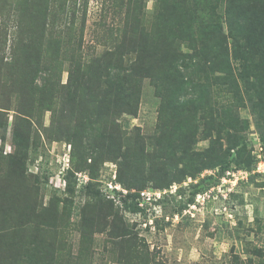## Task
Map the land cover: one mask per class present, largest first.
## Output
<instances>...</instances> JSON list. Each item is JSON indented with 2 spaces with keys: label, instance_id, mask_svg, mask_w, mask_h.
<instances>
[{
  "label": "rangeland",
  "instance_id": "374dc122",
  "mask_svg": "<svg viewBox=\"0 0 264 264\" xmlns=\"http://www.w3.org/2000/svg\"><path fill=\"white\" fill-rule=\"evenodd\" d=\"M217 35L223 72L136 77L134 114L70 102L84 64ZM0 264H264V0H0Z\"/></svg>",
  "mask_w": 264,
  "mask_h": 264
},
{
  "label": "trees",
  "instance_id": "16d2710c",
  "mask_svg": "<svg viewBox=\"0 0 264 264\" xmlns=\"http://www.w3.org/2000/svg\"><path fill=\"white\" fill-rule=\"evenodd\" d=\"M217 38V41L208 39L200 46L190 44L188 47L191 52H184L172 40L165 37L160 45L153 46L152 51L148 50L146 54H139L132 64L125 69L120 64L115 67L111 63L112 59L110 57L103 58L100 61H92L89 65L84 64L81 74L75 77L77 86L73 91L75 96H71L70 102L85 107V105L89 106V101L93 103L97 101L99 103L98 107H106L105 110H109L110 105L119 104V106L126 109V112L134 114L136 91L133 83L136 77L153 75L156 71L166 69L175 73L181 72V69L197 72L212 71L217 69L214 68L216 64L218 65L217 70L223 72L224 60H226L224 57L225 52L222 45L219 46L218 44L219 40L222 41V36L217 35ZM125 70H127L126 73ZM80 92L82 93L80 94ZM177 99H180L179 95ZM182 106L185 107V104L179 105L176 110H183L184 107ZM101 113L106 115L104 112ZM189 134L182 140H174L173 144L184 143ZM232 161L230 160L223 165L219 164L218 174L223 175L228 172ZM182 191L183 189L180 187L176 189L178 193ZM127 193L118 192L121 201L126 200ZM195 193L196 191L192 192L190 201H193ZM128 207L133 213L142 210L136 200L128 204Z\"/></svg>",
  "mask_w": 264,
  "mask_h": 264
},
{
  "label": "built area",
  "instance_id": "2783aa9c",
  "mask_svg": "<svg viewBox=\"0 0 264 264\" xmlns=\"http://www.w3.org/2000/svg\"><path fill=\"white\" fill-rule=\"evenodd\" d=\"M260 168V165H258V169ZM176 188L174 186L173 188V192H175ZM124 192L123 193H126V190H123ZM163 193H166V190H163L162 191ZM161 191H158V192H153V194L147 190H142L139 193V195L136 196V201L138 202V205L140 206V208H142V205H143V202L146 201V200H149L150 199H153V200H156V197H160Z\"/></svg>",
  "mask_w": 264,
  "mask_h": 264
}]
</instances>
